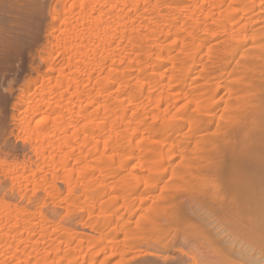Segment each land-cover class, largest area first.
Wrapping results in <instances>:
<instances>
[{
    "label": "bare ground",
    "instance_id": "bare-ground-1",
    "mask_svg": "<svg viewBox=\"0 0 264 264\" xmlns=\"http://www.w3.org/2000/svg\"><path fill=\"white\" fill-rule=\"evenodd\" d=\"M0 37L35 45L0 144V264H150L189 221L228 250V212L264 216V0H0Z\"/></svg>",
    "mask_w": 264,
    "mask_h": 264
},
{
    "label": "rangeland",
    "instance_id": "rangeland-1",
    "mask_svg": "<svg viewBox=\"0 0 264 264\" xmlns=\"http://www.w3.org/2000/svg\"><path fill=\"white\" fill-rule=\"evenodd\" d=\"M8 42L6 41V38L4 39V38L0 37V144L2 143V139H3L4 133L8 132L7 128L5 129V127L9 126V123H10V114L12 112V104L16 101L17 87H18L19 83H21L22 81L25 80L29 70L31 69L32 53H33V49H35L34 42L26 43V42H22V40H20V39H15L12 42H9V43ZM18 143L21 144L16 139V137H14V138H12V139H10L8 141L6 147H4L3 149L5 151H7L8 154L9 153L10 154H14L13 147H15ZM213 183H210L208 185L214 191L215 190L217 191L219 188H221L220 187L221 183H218V182H213ZM219 190H221V189H219ZM191 198H192V201L190 200ZM191 198L190 197L189 198L188 197H184L182 200L185 201L184 203L189 205V207L190 206H194L195 207L196 205H198L200 207L202 205V203H201L202 199L201 198H198V200H195L197 198H194V197H191ZM206 201L207 200H205L203 203H205ZM241 203L242 202L237 203V206L235 204L229 203L230 205H228V208L230 209V207L233 205V206H236L237 209H241V206H240ZM204 205H202L201 207L207 208L209 206L208 203L206 204V206H204ZM244 205H245V203H244ZM233 206H232V209H233ZM243 207H245V206H243ZM241 211H239L238 214H234V210L232 212H228L229 214L231 213L230 215L228 214V217H230V216L231 217L228 218V227H226L227 228L226 232H227L228 235L227 234L226 235H227V238H229V240H231V241L233 239H235V240L237 239L238 243L236 242V245H239V240L241 238L244 239V236H245L244 234H246V232H247V231L244 232L243 230L241 231L239 226L241 227V225H242V226L245 227V224L246 223L248 224V222L249 221L251 222V220L253 219L252 222H254V223H252L253 224L252 226L256 227V225H259L260 223L261 224L263 223V221H261V220H264V216L262 214H261V216H259L258 214L257 215L255 214L256 215L255 216V215H253L254 213H252V216L255 217L254 218V217H249L251 213H245L244 212V214L247 215V219H248V222L245 223V221L247 220L246 219V215L243 214V216H245V218H244V217H242L241 213L243 211H246V210L244 209L242 212ZM239 213H240V215H239ZM250 222H249V225L251 224ZM191 224L193 226H195V228H198L197 230L194 229V232H195V230L197 232L195 237L193 236L194 232L191 231V230H193V229H191L193 227ZM194 224H195V222L189 221L187 223L185 222V224L183 223L182 225L169 227L168 229H166L167 234L165 232H163L166 235H168V233L170 232L169 236L165 237L166 235H164V237L161 240H160V237H162L163 235H160V237H159V234H161L162 231L161 232H157V234L154 236V240L156 242H152V243L150 242L149 243L150 245H147L146 247L143 248L144 251H148V252L153 253V256H154V254L156 255V257L154 256V258L152 257L153 259L152 258H148L151 261L150 264H160V262L164 263L166 258H168L169 256L170 257L172 256V259L175 260V261L176 260H179V261L181 260L183 262L182 263L180 261L182 264H233L234 260H235L234 264H244V262H246V260H248V259L251 260V261L248 260L249 261L248 263L251 264V262L256 257L260 258L262 256L261 259L264 257V254H263L264 252L262 253L261 249L258 250V248H262L261 247L262 243L258 244L257 242H259V241L257 239L253 241V238H252V237H254L253 234L257 233L256 231H258V230H256L257 227L256 228H252V227H249L246 224L249 227V228L248 227H246V228H248L249 233H250V235L248 237L251 238V240L248 242L249 244L248 243L246 244L245 240L241 239L245 243L241 242L240 245L241 244L242 245L240 246L241 248H239V246L235 245V240L230 242V243L228 242V246L230 247V245H231L230 248H232V246L233 247L235 246V249L233 248L235 251L233 249H231L232 251L230 252V251H228V250H230V248L228 250L227 249L225 250V248L222 247L221 245H216V246H214L215 248L210 246V244H209V242L207 240L209 234L205 233V229H203V227H201V228L200 227H196V224L195 225ZM262 225H264V224H262ZM237 228H239L240 230H238ZM83 232L90 234L89 231L85 230V229L83 230ZM176 232L179 234V236L177 235L178 238L175 236ZM251 233H252V236H251ZM190 235H191V239H192V237L194 239H196V240L193 241V242H195V244L197 246L196 249L193 248L194 250H192V246L190 247L191 249L188 247V245H190L189 244ZM172 236L176 237L178 240L180 239L179 240L180 244H179V241L176 238H173ZM246 239H247V237H246ZM186 240H188V244H187ZM158 241H159V243H162L164 245L167 244L166 246H168L169 250L167 249L168 250L167 251L165 246L160 247L161 245L157 243ZM191 242H192V240H191ZM251 243H254V244H251ZM191 245H194V243L191 244ZM248 245H250V246L248 247ZM175 247H177V249H178V247H180L182 250H184V252H185L184 254L185 255L187 254L186 256H189V257L191 256L192 257V261H191V257H190V259H188V260H190L191 262L189 263V261H187V257H185V255H182L181 252L179 253L178 251L174 250ZM193 247H195V246H193ZM236 247H237V249H236ZM239 251H241V252H239ZM229 252L231 254H233V255H231ZM258 252H259V254L262 253V254H260L261 256L258 254ZM224 254L227 255L226 259H224V256H223ZM247 254L249 256L248 258H247ZM230 255L235 257V258H233L234 260L229 258ZM251 255H254V258H252L253 256H251ZM144 259L145 258H140V259H138L136 261V263L137 262H141ZM256 260H257V262L254 260L252 262V264L254 262H255L254 264L262 263L261 262L262 260L259 259L260 262H259L258 258H256ZM120 261H121V257H117L115 259V262H120ZM145 261H147V260H145ZM179 261H178V263H179ZM248 263H245V264H248Z\"/></svg>",
    "mask_w": 264,
    "mask_h": 264
},
{
    "label": "snow or ice",
    "instance_id": "snow-or-ice-1",
    "mask_svg": "<svg viewBox=\"0 0 264 264\" xmlns=\"http://www.w3.org/2000/svg\"><path fill=\"white\" fill-rule=\"evenodd\" d=\"M83 6V5H82ZM37 7H39V5H37ZM35 195V193H33Z\"/></svg>",
    "mask_w": 264,
    "mask_h": 264
}]
</instances>
